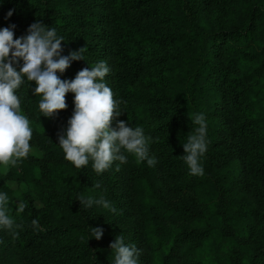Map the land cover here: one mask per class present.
<instances>
[{
  "label": "rangeland",
  "instance_id": "1",
  "mask_svg": "<svg viewBox=\"0 0 264 264\" xmlns=\"http://www.w3.org/2000/svg\"><path fill=\"white\" fill-rule=\"evenodd\" d=\"M5 1L0 0V30ZM47 4L45 11L44 0H25L19 38L39 22L63 37L62 57L84 48L83 60L56 73L61 80L70 82L103 61L109 69L103 82L120 114L111 127L119 121L141 127L156 163L137 162L122 149L126 163L114 161L97 174L89 158L77 169L58 145L74 112V93L66 94L65 110L44 117L42 96L23 77L15 94L32 130L31 151L6 172L0 166V193L7 194L14 221L13 229L0 228V264H114L110 245L119 235L139 251L137 264H264V179L250 168V135L233 127H240L241 112L229 100L232 91L246 93L243 113L264 147V0ZM123 63L137 65L132 80L120 87L114 75L122 73ZM22 66L18 60L16 70ZM199 114L207 125V150L200 157L204 174L193 176L183 145L199 127ZM81 196L103 197L117 211L96 203L86 207ZM32 220L78 227L38 235ZM91 228L103 230L99 240Z\"/></svg>",
  "mask_w": 264,
  "mask_h": 264
},
{
  "label": "clouds",
  "instance_id": "2",
  "mask_svg": "<svg viewBox=\"0 0 264 264\" xmlns=\"http://www.w3.org/2000/svg\"><path fill=\"white\" fill-rule=\"evenodd\" d=\"M11 15L10 11L8 16ZM62 42L63 37L58 38L55 29L39 22L29 27L26 37L18 39H14L10 28L0 30V166L6 172L9 166H16L26 159L31 151L32 130L29 120L21 114L20 100L15 94L23 77L34 82V94L42 96L39 110L44 117H52L65 110L66 94L74 93V112L66 131L58 135V145L63 150L65 160L77 169L85 167L89 158L97 174L108 170L114 161L126 163L127 157L121 152L122 149L133 154L137 162L147 160L149 166H154L156 160L148 157L149 138H146L141 127L133 129L124 121H119L116 129L111 127L113 119L120 114L116 111L117 101L113 98L112 90L103 82L109 72L103 61L91 69L81 70L70 82L56 75L57 72L63 73L70 61L83 60L81 52L84 48L62 57ZM18 60L23 61L19 71L13 67ZM194 123L199 127L183 145L186 154L183 158L191 175L202 176L200 157L207 150V125L203 114L196 115ZM95 187L100 185L96 184ZM78 199L86 207L96 203L112 212L117 211L103 197L95 201L83 196ZM8 203L7 194L0 193V228L11 230L14 221L8 215ZM25 207L26 204L21 202L17 211L22 213ZM32 226L37 227L38 221L32 220ZM91 229L94 239L99 240L103 230ZM110 248L115 250L114 264H137L139 251L134 245H126L122 235L116 237Z\"/></svg>",
  "mask_w": 264,
  "mask_h": 264
},
{
  "label": "trees",
  "instance_id": "3",
  "mask_svg": "<svg viewBox=\"0 0 264 264\" xmlns=\"http://www.w3.org/2000/svg\"><path fill=\"white\" fill-rule=\"evenodd\" d=\"M24 2L25 0H6L4 5L2 6L3 29L10 28L14 33V39H18L21 34V29L23 26L21 10H22ZM47 2L48 0H44L45 11H47V6H48ZM10 11L12 12V15L8 16V13ZM223 35H226V34H223ZM145 39L146 38L143 35L139 34L138 42L145 44ZM131 55H133V57H137L139 56V53L137 52V50H133ZM17 65H18V61L14 63L13 67L16 68ZM123 65H124V68L122 70V73H118L117 75L116 74L114 75V79H115L114 84L120 87L123 86L127 81L132 80V77H134V74L136 72L137 64L133 66V68L132 66H128L127 63H123ZM245 98H246V93L241 90H238L235 92L232 91L230 94L229 100L231 103V108L234 111L241 112V115L238 116V119H241L242 121L240 127L237 126V124H235L233 127L235 128V130L240 129L241 131L244 132V134L248 133L250 135V140L252 142L251 149L253 150L252 153L255 154V157L251 162L250 168L255 176L264 179V156H263L264 147L261 144V138L256 137V134H254L250 130L251 125H254V123L248 120L246 117V114L243 113L242 104ZM235 115L237 114L235 113ZM77 227L78 225L75 223L58 224V225H54L51 227H48L46 224H41V226L38 225L34 229L36 233L40 235V234H51V233L75 231ZM262 256L264 257V254H262Z\"/></svg>",
  "mask_w": 264,
  "mask_h": 264
}]
</instances>
